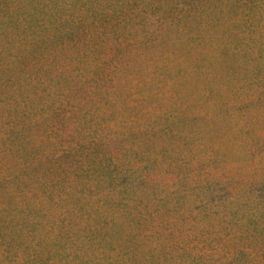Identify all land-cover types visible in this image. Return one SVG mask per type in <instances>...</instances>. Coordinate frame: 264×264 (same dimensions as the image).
Wrapping results in <instances>:
<instances>
[{"label":"trees","instance_id":"trees-1","mask_svg":"<svg viewBox=\"0 0 264 264\" xmlns=\"http://www.w3.org/2000/svg\"><path fill=\"white\" fill-rule=\"evenodd\" d=\"M146 27L264 72V0H0V264H264V126L234 170L173 104L146 118Z\"/></svg>","mask_w":264,"mask_h":264},{"label":"rangeland","instance_id":"rangeland-1","mask_svg":"<svg viewBox=\"0 0 264 264\" xmlns=\"http://www.w3.org/2000/svg\"><path fill=\"white\" fill-rule=\"evenodd\" d=\"M156 28L146 27L135 38L136 45L145 42L147 46L146 50L140 49L143 55L130 59L131 72L136 70L140 79L149 84L139 87L135 74L137 83L131 88L130 104L152 119L173 104L176 113H185L179 121L183 128H198L209 149L232 159L228 168L245 167L248 163L245 158L235 156L245 149L247 125L255 124V120L245 117L244 113L256 112L255 119L264 126V72L256 75L250 66L249 72H244L240 66L223 62L209 68L204 61L200 68L188 66L190 60L177 52L182 39L172 30H164L162 35H154L150 40L149 35L154 34ZM167 59L172 61L165 67ZM261 133L264 135V127Z\"/></svg>","mask_w":264,"mask_h":264}]
</instances>
